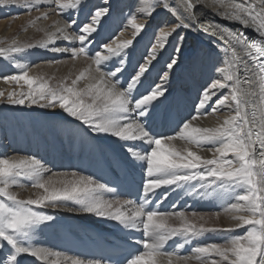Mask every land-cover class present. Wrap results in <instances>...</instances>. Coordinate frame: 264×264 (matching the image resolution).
Returning <instances> with one entry per match:
<instances>
[{"label":"snow or ice","instance_id":"obj_1","mask_svg":"<svg viewBox=\"0 0 264 264\" xmlns=\"http://www.w3.org/2000/svg\"><path fill=\"white\" fill-rule=\"evenodd\" d=\"M6 3L8 0H0V5ZM260 3L264 5V0ZM42 4L43 0H33L32 7H25L31 11ZM81 4L82 0H52L51 6L58 13H65L78 11ZM221 5L224 18L238 23L242 29L251 28L259 38L252 40L235 30L221 32L212 25L204 29L221 41L225 57L229 52L231 56L222 59L224 66L216 67L218 75L201 91L194 114L182 121L172 135L152 134L144 123L154 108V102L167 91L164 82L168 80V71L163 72L160 83L150 86L146 93L134 97L133 92L176 29L191 27L190 15L196 7L193 0H144L139 9L141 14L151 16L157 8H162L175 18L176 23L170 29L158 30L159 38L155 39V45L145 52L143 62L135 66L123 87L119 77L126 70L124 56L125 50L133 44L131 40L116 47L103 45L107 55L99 50L92 53L96 75L92 74L93 69L89 65L71 79L70 84L65 81L59 87H52L47 81L30 76L28 70L2 78L17 85L23 81L28 88L27 92L9 93L6 97L8 103L58 107L96 135L146 144L143 151L138 150L135 144H129L125 150L130 160L142 162L147 179L142 185V202L110 200L105 199L104 194L115 189L92 176L72 172L62 177L53 173L45 178L46 169L36 157L0 158V253L4 242L9 248L0 264H18L21 255H29L41 264H102L101 260L69 257L28 245L34 229L53 220L52 216L35 209L58 208L69 202L78 206L69 210L111 219L125 228H142L147 237L140 241L142 250L126 258L125 264H190L193 260L198 264H264V6L257 8L250 0H221ZM108 11L107 6L94 10L91 22L78 27V35L67 31L77 23L72 19L58 27L39 47L46 49L50 43L63 39L73 44L78 42L80 46L56 47L54 51L67 52L72 58L88 56L86 42L97 31L93 25H99ZM48 15L44 12L40 18L46 19ZM136 21V15L130 14L127 23L139 34L143 26ZM237 46L250 58L251 66L249 60H242L237 55ZM21 51L22 48L14 41L10 47H0V57L7 58L9 53ZM176 51L179 52V48ZM113 59L117 60L116 66L108 71L102 70L101 66ZM177 63V58L172 57L165 67L171 70ZM85 80L89 82L78 87L79 82ZM225 90L226 95H219ZM3 96L4 93L0 92V97ZM214 96L217 97L215 101L212 100ZM210 103L212 106L208 108ZM225 108L234 114L215 127H200L193 123L201 116ZM177 139L197 148L209 145L211 158L190 147L177 150L169 145ZM24 179L31 182L32 188L41 190L37 198L20 199L11 190L23 187L21 181ZM197 184L209 197L220 198L229 194L230 202L223 206V211L235 222L234 227H208L205 215L193 212L190 219L184 211L164 212L150 207V194L161 187L191 185L195 189ZM215 218H220L219 212L215 213ZM236 228H245V233L223 243L198 246L192 250V256H179L163 250L168 241L176 237H182L187 243L204 233L231 232ZM177 247L183 248L184 244Z\"/></svg>","mask_w":264,"mask_h":264},{"label":"bare ground","instance_id":"obj_2","mask_svg":"<svg viewBox=\"0 0 264 264\" xmlns=\"http://www.w3.org/2000/svg\"><path fill=\"white\" fill-rule=\"evenodd\" d=\"M250 2L257 8L264 6L261 5L260 0H250ZM143 3L144 0H82L78 11L65 13L54 10L51 6L52 0H43L40 7L33 8L31 11L27 10L25 5L32 7L33 0H8V3L0 5V47H10L15 41L16 45L22 48L21 52L9 53L7 58L0 57V92L4 93V96L0 97V158L36 157L42 161L46 169L43 174L45 178L52 176L53 173L62 177L72 172L93 177L117 156L122 157L127 165L142 167V162L130 160L125 149L129 144H135L138 150L143 151L141 147L147 148L146 144L139 141L125 142L110 135H96L90 132L86 125L58 107H40L27 102L24 105L8 103L6 97L9 93L27 92L28 88L23 81L17 85L15 82H5L2 78L28 70L30 76L47 81L52 87H59L65 81L70 84L71 79L89 65L92 66V74L96 75L92 53L99 50L107 55L103 45L111 44L112 47H116L120 43L131 40L133 44L125 50L126 70L119 77L120 86L123 87L135 66L142 61L145 52L150 50V46L155 45V39L159 38L158 30L170 29L175 27L176 23L175 18L162 8H157L151 16L141 14L139 9ZM193 3L196 7L190 15L191 27L176 29L165 48L158 51L157 59L153 61L148 72L142 77V83L133 92L134 97L146 93L150 86L160 83L161 74L168 71V80L164 82L167 91L163 97L154 102V108L144 120L146 129L149 124L156 123L161 118L167 124H175L172 130L177 131L181 122L194 114L201 91L218 75L215 72L216 67L224 66L221 64L222 59L230 58L231 53L229 52L228 57H225L224 45L211 32L206 33L205 28L212 25L221 32L228 33L235 30L237 33L243 32L252 40L259 38L258 33L251 28L242 29L238 23L224 18L221 0H193ZM105 6L109 9L107 15L101 18L99 25H93L97 31L86 42L88 57L81 55L72 58L67 52L53 50L56 47L78 48L80 46L78 42L73 44L71 41L58 39L50 43L46 49L39 47V44L51 33H55L58 27L72 19H76L77 23L67 31L71 35H78V27L91 22L90 16L94 10ZM44 12L49 13L46 19L40 18ZM130 14L136 15V22L143 26L139 34L127 23ZM179 35L183 39H179ZM24 42L30 43L23 46ZM177 48L179 52L176 51ZM237 55L242 60H249L250 64V58L239 46H237ZM172 57L177 58L178 63L173 69L167 70L165 65ZM116 63V59L106 62L101 66L102 70L108 71L115 67ZM88 82L81 81L78 87H84ZM226 94L227 90L219 93V95ZM216 99L215 96L212 98L213 101ZM211 106L210 103L207 107L211 108ZM232 114L234 113L231 110L225 108L207 116H201L193 123L200 127H215ZM176 131L171 133L165 130V133L172 135ZM169 145L177 150L190 147L201 155L211 158V152L208 151L209 145L197 148L194 145H186L179 139L169 142ZM21 184L23 187L11 189L18 198H37V193L41 190L32 188L31 182L27 179L22 180ZM159 192H163L165 199L173 198L178 201L180 211L188 214L190 219L191 213L195 212L208 217L206 225L208 227H234L235 222L223 211V206L230 202L229 194L220 198L209 197L204 194L205 190L199 188L198 184L195 189L191 185L165 186L152 194L155 196ZM104 198L122 200L113 192L105 193ZM77 207L69 202L58 208H36V211L52 216L53 220L38 225L30 235L28 245L73 257L61 251L60 242L68 238V233L76 231L79 225L94 224L100 227L121 225L117 221L101 218L95 214L69 210ZM217 212L220 213L218 220L215 218ZM245 230V228H236L231 232L204 233L200 237H193L187 243L182 237H176L168 241L165 246L173 244L171 252L179 256H192L194 255L192 250L198 246L223 243L233 236L244 234ZM181 243L184 247H177ZM8 252L9 248L4 242L0 261L4 260ZM18 264H41V262L29 255H21L18 258ZM190 264H198V262L193 260Z\"/></svg>","mask_w":264,"mask_h":264},{"label":"rangeland","instance_id":"obj_3","mask_svg":"<svg viewBox=\"0 0 264 264\" xmlns=\"http://www.w3.org/2000/svg\"><path fill=\"white\" fill-rule=\"evenodd\" d=\"M180 37H181V35H179V39H180ZM153 39H154V38H153ZM153 42H154V40H153ZM29 43H30V42H29ZM29 43H28V42H24L22 45H23V46H25V45L27 46ZM151 44H152V43H151ZM174 50H175V49H174ZM87 57H88V56H87ZM141 62H142V61H141ZM141 62H140V63H141Z\"/></svg>","mask_w":264,"mask_h":264}]
</instances>
